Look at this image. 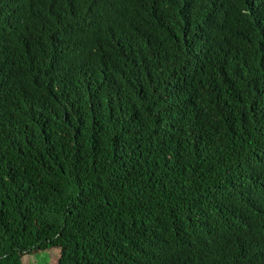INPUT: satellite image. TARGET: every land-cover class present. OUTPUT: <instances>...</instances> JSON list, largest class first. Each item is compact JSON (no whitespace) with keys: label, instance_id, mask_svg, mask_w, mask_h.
<instances>
[{"label":"trees","instance_id":"trees-1","mask_svg":"<svg viewBox=\"0 0 264 264\" xmlns=\"http://www.w3.org/2000/svg\"><path fill=\"white\" fill-rule=\"evenodd\" d=\"M52 247L264 264V0H0V264Z\"/></svg>","mask_w":264,"mask_h":264},{"label":"rangeland","instance_id":"rangeland-1","mask_svg":"<svg viewBox=\"0 0 264 264\" xmlns=\"http://www.w3.org/2000/svg\"><path fill=\"white\" fill-rule=\"evenodd\" d=\"M59 257V248L52 247L46 250L33 252L26 254L22 258L23 264H56V260Z\"/></svg>","mask_w":264,"mask_h":264}]
</instances>
